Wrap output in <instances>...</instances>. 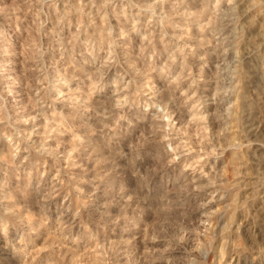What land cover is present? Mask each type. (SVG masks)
<instances>
[{"label":"rangeland","instance_id":"obj_1","mask_svg":"<svg viewBox=\"0 0 264 264\" xmlns=\"http://www.w3.org/2000/svg\"><path fill=\"white\" fill-rule=\"evenodd\" d=\"M235 260L264 264V0H0V264Z\"/></svg>","mask_w":264,"mask_h":264},{"label":"bare ground","instance_id":"obj_2","mask_svg":"<svg viewBox=\"0 0 264 264\" xmlns=\"http://www.w3.org/2000/svg\"><path fill=\"white\" fill-rule=\"evenodd\" d=\"M227 22H228V21H227ZM229 22H230V21H229ZM227 25H228V24H227ZM229 36H230V35H229ZM230 37H231V36H230ZM225 38H226V37H225ZM228 38H229V37H228ZM232 38H233V37H232ZM226 39H227V38H226ZM197 41H198V40H197ZM199 42H201V41H199ZM227 42H228V41H227ZM194 43H195V42H194ZM199 44H200V43H199ZM215 44H216V43H215ZM231 44H232V43H231ZM193 45H194V44H193ZM197 48H198V47H197ZM9 64H10V63H9ZM1 66H2V65H1ZM106 66H107V65H106ZM1 68H2V67H1ZM5 69H6V67H5ZM236 70H237V69H236ZM4 71H5V70H4ZM8 71H9V70H8ZM6 72H7V71H6ZM9 73H10V72H9ZM5 77H7V76L5 75ZM4 79H5V78H4ZM9 79H10V77H9ZM255 88H256V87H255ZM117 92H118V91H117ZM213 92H214V91H213ZM212 106H213V105H212ZM254 108H255V107H254ZM247 110H248V109H247ZM244 112H245V111H244ZM247 114H248V113H247ZM249 114H250V113H249ZM245 115H246V114H245ZM245 115H244V117H245ZM250 117H251V116H250ZM250 117H249L248 119H250ZM246 120H247V118H246ZM248 121H249V120H248ZM248 121H247V122H248ZM247 122H246V123H247ZM249 122H250V121H249ZM252 122H253V121H252ZM253 125H254V124H253ZM253 125H252V124H249V125H248V127H250V130L247 131L248 134H249V132L255 131V130H254L255 128H254V129L251 128ZM256 127H258V126H256ZM259 127H260V126H259ZM258 129H259V128H258ZM246 130H247V129H246ZM246 130H245V131H246ZM256 130H257V129H256ZM208 188H209V187H208ZM200 189H201V188H200ZM229 220H230V219H229ZM215 223H216V222H215ZM226 224H227V223H226ZM227 225H228V226L226 227V229H229V228H230V227H229L230 224H227ZM216 227H217V226H216ZM238 229H239V227L236 228V231H237ZM256 229L259 230L258 228H256ZM222 230H223V229H222ZM236 231H235V232H236ZM256 232H257V231H256ZM260 232H261V231H260ZM260 232H259V233H260ZM259 235H260V234H259ZM257 237H258V236H257ZM260 237H261V236H260ZM258 238H259V237H258ZM257 241H258V240H257ZM223 250H225V249H223ZM221 251H222V250H221ZM220 255H221L220 258L222 259L223 256L225 255L224 251L220 252ZM220 255H219V256H220ZM239 259H240V258H239ZM244 259H245V258H244ZM241 260H242V259H241ZM222 262H223V261H222ZM233 262H234V261H233ZM235 263H236V264H239V261L235 260Z\"/></svg>","mask_w":264,"mask_h":264}]
</instances>
